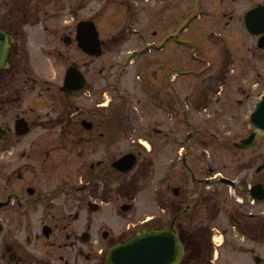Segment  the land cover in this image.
<instances>
[{
    "label": "flooded vegetation",
    "instance_id": "flooded-vegetation-1",
    "mask_svg": "<svg viewBox=\"0 0 264 264\" xmlns=\"http://www.w3.org/2000/svg\"><path fill=\"white\" fill-rule=\"evenodd\" d=\"M92 3L0 0V30L13 37L9 64L0 67V264H109L110 248L145 230L169 233L171 241L180 243L183 251L176 264H264V135L253 149L240 148L237 143L252 132L249 124L239 140L221 148L224 135L235 125H216L213 120L220 114L235 120L264 87L260 35H253L246 25L249 11L264 0H108L102 5V22H114L116 12L125 20L124 29L130 30L102 37L104 49L128 40L146 49L163 37L157 50H183L190 40L197 41L190 26L204 18L202 33L220 39L202 40L205 52L219 66L239 56V62L252 67L249 83L238 91L223 92L225 74H210L207 91L203 88L193 97L179 87L185 79H174L167 63L153 62L151 74L156 78L158 67L164 75L149 92L151 104L173 118L177 113L175 125L184 131L176 136L166 127H153L154 137L133 138L135 147L129 151L136 153L137 163L128 172L116 169L113 162L129 151L109 155L111 146L127 141L116 128L127 117L100 111L107 105L104 100L92 108L93 97L104 99L91 90L92 58L64 67L63 82L69 66L84 72V90L67 93L59 84L50 96L51 86L43 85L48 81L40 70L46 65L44 56L63 53L60 45L90 56L77 34L86 19L94 18L99 27ZM260 14L264 18V9ZM132 18L138 26L129 23ZM237 28L248 32L255 44L230 42L228 33ZM46 45L51 47L46 50ZM35 48L40 51L36 55ZM185 81L188 88L190 81ZM202 82L199 75L191 81L193 87ZM205 110L207 117L201 120L198 115ZM45 130L54 135L44 139ZM226 155L229 163L223 170L221 158ZM147 175L151 207L146 215L139 197L144 185L138 180ZM112 195L120 202H113ZM159 247L164 243L152 244V253Z\"/></svg>",
    "mask_w": 264,
    "mask_h": 264
},
{
    "label": "rangeland",
    "instance_id": "rangeland-1",
    "mask_svg": "<svg viewBox=\"0 0 264 264\" xmlns=\"http://www.w3.org/2000/svg\"><path fill=\"white\" fill-rule=\"evenodd\" d=\"M107 4L108 0H93L92 3V13H98L96 19L97 21L99 20V22L101 23H99L101 36L109 38V36L114 32H129V29H124L125 20L122 18H118V14L116 12L112 16L114 22L108 23V25L102 22L104 20H102L101 7L102 5ZM70 17L71 16H69L68 19ZM129 21L130 24L138 26L136 25L137 23H135L136 20H134V18ZM203 22L204 18L194 20V22L192 23V27L190 26L189 31H191V28L195 30H192V32L190 33H193V35L197 37V41L194 42L192 40L194 46H187L185 47L186 49L183 50L182 48L176 46H174V50L167 48L166 50H157V48H153L152 50H143L138 48L140 44L138 45L134 41L129 42L130 40H128L126 41L128 44H114L111 47L105 49L103 54L99 56H86L83 52L79 50H75L74 48H71L69 50L65 48V46L60 45L59 49H62L64 51L63 53H59L58 51H52V55H48L50 58L44 56V62L46 63V65L42 66V69L40 70L42 71L41 74H43V77L45 79H48V81L42 84L45 85V87L51 86V93L49 95L54 96L55 92L57 91L55 88L56 85L63 84L62 76L65 65L69 64V62H76L80 64L83 62L84 59L92 58V63L88 66L89 74L92 80L91 90L97 91L100 97H104V99L93 97L92 108H94L96 102H98L99 100H104L107 105H105L104 107L102 106V109H100V111H104L108 115H117L118 117H122L126 114L127 117L126 119H124V121H116L118 123V126L116 123V128L118 127L121 130V132L119 133L120 136H124V138L122 139L127 141L123 146H111L109 149L110 156L112 154H120L122 152L134 149L135 146L132 145L130 142L133 138H137L138 136H141L142 138L154 137L153 127H166L168 130H172V132L176 133V136H180L182 134V131L184 130L183 128H178L175 125L177 113L173 114V118L171 116L172 114H164L151 104L152 99L149 98V92L153 90L152 86L157 85L159 75L160 77L164 75L161 73L159 74L158 70H160V68L158 67H156L158 69V76L155 78L154 72L151 74L153 62L159 65L162 62L167 63V65L169 63L170 66H172L173 75H175L177 71L186 68L187 71L183 72L184 75H180V77H178V81L181 79H190L194 74L190 72L193 68L199 70V74L207 75L206 79L201 76L203 82L201 84L197 83L195 87H193L194 83H189L188 88H186L187 83L185 80H182V82L180 83L179 87H182L184 93L185 91H189L191 93H188L191 94L193 97H195L197 93L200 92V90H203V88L204 90H206L205 87L208 85V81L212 79L211 76H208L210 74H215L219 76L225 74L224 81H226L224 82V84L221 83L222 86L224 85L223 92L230 90H233L234 92L238 91L239 86L243 85L245 87L246 84L249 83L248 79H250V77L252 76V67H247L246 65H243V63L245 62H239V60L237 59L239 56L235 57V61H227L224 64L220 63L221 66H219L218 63L215 61V57L212 54V56H208L204 52V49L201 48L203 47L202 40H206V43H208L217 42L220 39H218L217 36L212 33H202V30H205V28L202 27ZM236 30L237 32L234 31L232 34L228 33V36H230L231 40L230 42L255 44V39L243 28H237ZM161 36L162 35L159 34L158 37L154 38L159 39ZM48 37L49 36H47V38ZM227 42L229 41L227 40ZM48 47H51V45H46L44 48L47 50ZM33 48L34 47H32V49ZM38 51L39 50L35 48L34 54L36 55ZM181 52L183 53L182 55L184 58L182 62L178 60L181 59ZM240 52L242 53V51ZM248 54H250V51ZM248 56L249 55H247V57ZM38 66L40 68V64H38ZM256 66L262 67V65L259 63H256ZM202 68H204L203 71H201ZM40 80L43 79L41 78ZM215 86L216 87H213V90L218 89L216 83ZM263 92L264 87L261 88L259 91H256V95L258 97L256 96L253 100L248 101V103L246 104V108H242L241 112L236 114L235 120L234 118L230 119V115H213V117L217 118L216 120L213 119L215 124L218 123L219 125H222L221 123L227 122L233 123L235 125L234 129L231 130V134L224 135L225 141L222 140L220 142L221 148L227 147L228 143H231L233 140H239L242 136L240 132L246 133L250 129L249 114L253 109L255 102L259 99L260 93ZM188 103L190 105L192 101L189 100ZM180 107L181 105L177 108L179 109ZM121 108H123V113L120 112ZM205 112L206 110L202 112L201 115H198L201 120H204L207 117V113ZM168 118L171 119V121H169ZM157 121H161L162 124H159ZM171 122H173V125L171 124ZM220 132H222V129ZM41 133L43 134L44 139L51 138V136L54 135V131L52 130H45ZM227 163H229V161L227 160V155L222 156L221 165L223 170L224 165ZM136 170L138 169H135L134 172ZM149 181L150 179L148 175L142 179L139 178L138 180V184L140 182L142 185H144V188L141 190L139 197L142 211H145L146 215L147 213H150L149 206L151 207V186L149 184ZM115 188L116 183L114 184L112 190L113 193ZM112 201L115 203H119L120 199L118 195H112Z\"/></svg>",
    "mask_w": 264,
    "mask_h": 264
},
{
    "label": "water",
    "instance_id": "water-1",
    "mask_svg": "<svg viewBox=\"0 0 264 264\" xmlns=\"http://www.w3.org/2000/svg\"><path fill=\"white\" fill-rule=\"evenodd\" d=\"M263 6L255 7L249 11L246 19L247 25L252 33L260 34L264 31V28H261L263 18H260V11L263 9ZM79 39L81 45L93 54H101L102 53V41L100 39L99 31L93 20L83 21L79 25ZM11 38L7 36L4 32L0 31V65L7 64L5 62V57L8 54V47L10 46ZM260 46L264 47V34L260 38ZM84 75L75 67L70 68L65 84L64 89L68 91H74L75 88L78 87L79 84L84 82ZM83 86V85H81ZM250 120L252 126L254 127L253 133L244 138L240 146L248 148L249 142H255L257 139L258 133H264V95L261 99L258 100L255 109L250 115ZM134 155L126 154L121 159H119L115 165L121 169L129 170L134 165ZM153 232L146 231L138 234L134 239L129 241L124 245H117L110 250V260L113 259L116 264L119 263L121 258L130 261V264H150L149 261L151 259L150 251H151V242ZM170 239L167 238L165 241L167 244L170 243ZM171 245L173 249L175 248L176 242L172 241ZM172 249V255L174 250ZM169 257V253H168ZM142 261V263L140 262ZM146 262V263H145ZM115 264V263H114Z\"/></svg>",
    "mask_w": 264,
    "mask_h": 264
}]
</instances>
